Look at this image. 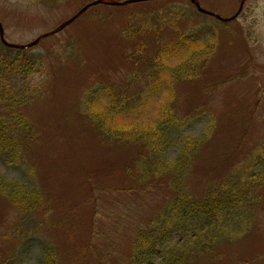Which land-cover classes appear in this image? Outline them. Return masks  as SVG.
I'll use <instances>...</instances> for the list:
<instances>
[{"label":"rangeland","instance_id":"1","mask_svg":"<svg viewBox=\"0 0 264 264\" xmlns=\"http://www.w3.org/2000/svg\"><path fill=\"white\" fill-rule=\"evenodd\" d=\"M92 1L0 0V22L9 42L29 44ZM199 2L221 16L239 14L222 21L191 0L96 4L36 45L18 48L32 49V58L42 54L27 84L38 92L24 108L32 128L27 166L0 160V174L23 184L32 167L41 194L35 208L23 210L0 192V264H130L142 229L177 196L172 175L143 177L142 155H153L144 144L103 137L85 112L87 95L97 90L92 102L105 106L117 102L108 88L116 94L130 81L140 92L129 101L135 120L153 121L175 103L184 133L198 140L189 153L192 197L228 179L254 186L246 199L254 216H245L242 229L232 227L236 233L214 232L208 253L200 243L193 254L189 245L191 264H264V181L255 173L264 151V0H245L242 9L243 0ZM184 34L213 43L214 54L201 75L177 83L174 95L155 80L152 62ZM4 46L0 35V56L18 53Z\"/></svg>","mask_w":264,"mask_h":264},{"label":"trees","instance_id":"2","mask_svg":"<svg viewBox=\"0 0 264 264\" xmlns=\"http://www.w3.org/2000/svg\"><path fill=\"white\" fill-rule=\"evenodd\" d=\"M181 37L166 45L164 51L157 54L158 62H152L157 66L154 70L157 76L155 80L159 83L166 81L174 95L177 94L178 82L201 75V69L214 54L215 46L207 40L203 42L195 38L192 34H184ZM4 48L10 53H18L13 56H0V105L1 109L9 114L0 113V160L6 166L20 168L27 166V149L31 141L29 134L32 129L24 108L38 92L31 91V86H27L28 83L31 84L28 82V76L36 63L42 59V54L40 59L32 58L29 57L32 49L21 50L6 46ZM164 52L166 53L163 54ZM132 82L115 91L117 95L108 88L117 102L111 101L105 106L97 107L92 102L97 90L87 95L88 100L85 102L87 116L103 137L130 144H144L147 153L153 154L142 155L141 171L145 179L151 174L172 175L170 182L177 191L176 198L165 211L158 213L148 227L142 229L143 232L135 243L130 264H164V260H167L168 264H191L189 254L192 252L188 249L189 245L194 248L193 254L197 251L195 246L200 243L202 252L208 253L207 250L212 247V242L217 237L231 234L232 230L235 232L232 227L238 226L240 229L244 220H247L246 215L254 216V208L246 211L248 191L254 186L247 185L248 188L245 189L242 179H228L206 194L192 197L187 187V174L191 169L189 153L198 147V140L184 133L187 124L175 103L153 121L135 120L132 116L134 105L129 101L140 92L131 91ZM108 89L106 87L107 91ZM137 102H140V99H137ZM119 114L127 119H118ZM172 151L177 154L172 156ZM168 153L171 154L167 156ZM260 156L262 166L255 173L259 175L258 180L264 181V151ZM258 161L260 164V159ZM25 173H28V180L23 181V184L7 181L4 174H0V192L9 200L12 199L17 207L30 210L36 207L41 192L33 189V168H25ZM217 230L220 231L219 236L214 233ZM48 264H53V259L48 260Z\"/></svg>","mask_w":264,"mask_h":264},{"label":"water","instance_id":"3","mask_svg":"<svg viewBox=\"0 0 264 264\" xmlns=\"http://www.w3.org/2000/svg\"><path fill=\"white\" fill-rule=\"evenodd\" d=\"M141 1H148V0H125V1H120V0H94V1H92L90 3H88L87 5H85L83 8H81V10H79V12H77L74 16H72V18H70L67 21H65L62 24H60V26H58L56 29L40 35L38 38H36L33 42H31L29 44H16V43L9 42L6 39V37H5V30H4L3 24L0 22V35H1V39L9 47H14V48H29V47H32V46L36 45L37 43H39L42 38H44L46 36H49V35H52L54 33H57L60 30L64 29L67 25H69L75 19H77L79 15H81L83 12H85L88 8H90L93 5H96V4L127 5L129 3H136V2H141ZM191 1L197 5L198 9L202 13L209 14V15L214 16V17H216V18H218V19H220L222 21H230V20H233L239 14V12H237L235 16H232V17H224V16H221L220 14H217V13H215L213 11H209V10L204 9L200 5L199 0H191ZM244 3H245V0H243L240 9H242Z\"/></svg>","mask_w":264,"mask_h":264}]
</instances>
